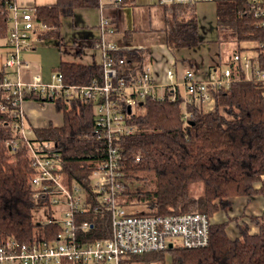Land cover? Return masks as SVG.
<instances>
[{"label": "trees", "instance_id": "trees-1", "mask_svg": "<svg viewBox=\"0 0 264 264\" xmlns=\"http://www.w3.org/2000/svg\"><path fill=\"white\" fill-rule=\"evenodd\" d=\"M252 0H214L217 41L233 43L235 49L244 41H264V26L246 12ZM7 2L0 0V38L8 35ZM98 0H56L37 6L38 19L47 26L39 33L45 38L60 37L62 16H71L76 8L96 7ZM198 4H170L165 9L164 41L172 48L200 45ZM116 28V25H115ZM128 31L124 33L126 36ZM132 65L144 68L150 58L148 47L129 48L115 53ZM264 58V55L260 56ZM264 60V59H262ZM68 84L88 85L102 81L103 69L97 63L62 61L57 69ZM147 97L129 116L136 129L122 138V167L125 187L119 195L124 206L144 205L145 214H179L202 212L212 216L228 212L235 197L250 198L264 194V87L244 77L229 87L213 93V108L197 104L184 105L183 96L170 100ZM42 102L38 93L27 100ZM55 109L63 113L61 125L48 123L34 128L32 140L52 142L58 153L63 177L79 181L89 188V176L104 156L105 144L92 138L95 111L92 102L80 98L54 100ZM187 118H184V115ZM7 113L0 111V236H14L19 241L47 238L59 230L56 225L35 223L32 210L31 177L34 174L25 147L9 153L5 142L16 136ZM140 154V160L135 155ZM90 215H79L78 221ZM258 230L250 232L249 221H237L240 236L231 237L228 218L210 226L206 247L168 248L131 257L143 264H264V213L250 214ZM101 228L89 238L109 233L108 216H98Z\"/></svg>", "mask_w": 264, "mask_h": 264}, {"label": "built area", "instance_id": "built-area-1", "mask_svg": "<svg viewBox=\"0 0 264 264\" xmlns=\"http://www.w3.org/2000/svg\"><path fill=\"white\" fill-rule=\"evenodd\" d=\"M7 10L8 51L0 62V111L7 113L8 124L16 132L5 144L9 153L25 147L34 174L31 177L33 199L36 206L53 208L54 216L48 222L59 230L47 238L19 241L14 236H0V264H124L131 257L165 251L173 247L195 249L206 247L210 241L211 216L202 212L179 214H145L130 212L119 203V195L125 187L122 167V138L130 136L136 127L129 116L147 98L164 99L168 92L174 102L178 92L184 105L197 104L206 107L214 103L213 93L218 88L229 87L242 77L260 82L264 87V41L257 40L256 54H243L242 48L230 53L228 65L210 68L207 75L198 78L193 70H187L183 80H174V68L166 70V84H158L149 66L134 71L132 65L116 52L133 48L106 39L115 31L112 19L104 12L126 5L127 0H98L103 11L100 20V37L93 46L100 50L103 69L102 81L91 84H68L60 71L50 79L30 72L31 63L23 54L33 50L46 29L38 19L37 6H22L15 0H5ZM214 0H157L161 6L170 4H199ZM246 12L252 13L264 26V0H252ZM161 88V89H160ZM181 88L183 90H181ZM38 93L42 102L80 98L95 106L92 138L105 144L104 156L94 166L89 176V188L79 181L63 177L60 156L52 152V142L32 140L34 128L25 114L27 96ZM131 113H129V110ZM187 118V115H184ZM140 160L141 155H135ZM89 218L78 221L79 215ZM98 216H108L110 230L103 237L89 238L95 228H101Z\"/></svg>", "mask_w": 264, "mask_h": 264}, {"label": "crops", "instance_id": "crops-1", "mask_svg": "<svg viewBox=\"0 0 264 264\" xmlns=\"http://www.w3.org/2000/svg\"><path fill=\"white\" fill-rule=\"evenodd\" d=\"M15 1L22 6H41L42 4H53L56 2V0ZM104 13L116 25L114 33L105 35L106 39L117 41L127 47L149 48L150 58L146 66L150 67L154 80L158 84H166L169 82L166 78V70L170 67L174 68V80L181 83L183 75L188 69L193 70L198 78H203L207 75V71L210 68L228 65L230 53L228 59L222 62V49H220L217 41L216 10L214 21L207 19L206 16H201L203 17L201 18L198 15L199 36H201L200 45L172 49L164 41V28L166 25L164 22V9L163 6L157 3V0H127L125 6L114 10L107 9ZM102 15L103 11L96 6L76 8L72 11L71 16H62L60 22V37L58 39L45 38L48 40L54 39L55 45L48 42L39 48V43H42V39L40 42H37L33 50L24 53L30 56L36 52H40L43 55L46 50L48 55L45 64L43 63L39 67L29 62L31 63V68L30 72H26V77H30L31 74L36 73L44 81L48 80L52 73L58 71L57 69L62 61H76L85 65L97 63L100 65L102 54H100V50L93 46V43L101 34L99 25ZM127 31L128 34L125 36L124 33ZM7 51L8 44L6 35L0 38V62L4 59ZM52 104L45 105L44 102L28 99L25 104V114H27V119L30 124L35 127H43L48 123L61 125L63 122V113L57 112L54 103ZM253 197L237 196L233 200V204H236L237 200L239 201L241 199L242 203H245L243 204L244 210L242 212L244 211L246 214L251 213L254 215L263 214L264 207L259 211L246 212V208ZM232 207L226 213L232 212V216H228V218L236 216L237 214L233 212ZM217 213L215 215H219ZM213 217L214 215L211 217L213 223L221 222V217L215 219ZM255 228L254 225H251L250 232H256L258 229L255 230ZM230 236L236 238L240 236V232Z\"/></svg>", "mask_w": 264, "mask_h": 264}, {"label": "rangeland", "instance_id": "rangeland-1", "mask_svg": "<svg viewBox=\"0 0 264 264\" xmlns=\"http://www.w3.org/2000/svg\"><path fill=\"white\" fill-rule=\"evenodd\" d=\"M198 7V15L201 16H206L207 19L214 21L215 18V3L213 2H207V3H199L197 5ZM164 9V8H163ZM164 15H165V9H164ZM203 18V17H201ZM207 21V20H206ZM53 43L55 45L54 39H44L42 41V43H39V48L43 47L44 44L46 43ZM219 43V42H218ZM220 49H222V62L226 61L228 59V55L229 53H231L234 50V44L232 43H219ZM256 46V42L255 41H244L243 43L240 44V48H242V53L253 56L256 54V50L255 47ZM23 57L25 58V60H27L28 62H32L34 63V65L36 67H39V65H42L43 63L45 64V61H47L48 59V55H47V51L45 50L44 54L42 55V53L40 52H36L33 55H26L24 54ZM181 90H183L181 88ZM46 104H52V102L50 101H46ZM53 107V104H52ZM213 107L212 105L207 106V108H211ZM206 108V107H205ZM61 116V115H60ZM253 199L252 201L248 204V207L246 208V212H255V211H259L261 210V208L264 207V194H256L253 195ZM244 201V200H243ZM245 203H242V200L240 199L239 201L237 200L236 204H233L232 210L233 212L237 213L236 216L230 217V218H234L237 219L236 221H249L248 216H250V214H246L244 211L242 212V210H244V205ZM126 208L128 210H130V212H145L147 209L145 208L144 205H129L126 206ZM53 208H49L47 206H36L34 207V209L32 210V214H33V221L37 224V223H43V222H48L51 220V218L54 216V212H53ZM242 212V213H239ZM219 215H214V219L215 218H219L221 217V222L226 220L228 218V216H232V212L230 211L228 214H226V212L222 211V212H218ZM217 213V214H218ZM212 215V216H213ZM211 216V217H212ZM236 221H232L231 224L228 226L227 231L228 234L233 235L236 234L237 232H239V229L237 227V222ZM250 231H251V225H254L256 228L255 230H257V226L255 225L254 222H250ZM124 264H128L127 262H125ZM130 264H143L141 262H136V261H132V263ZM155 264V263H153ZM165 264H169V261L167 260V262H165Z\"/></svg>", "mask_w": 264, "mask_h": 264}, {"label": "water", "instance_id": "water-1", "mask_svg": "<svg viewBox=\"0 0 264 264\" xmlns=\"http://www.w3.org/2000/svg\"><path fill=\"white\" fill-rule=\"evenodd\" d=\"M129 110V113H131V110L130 109H128Z\"/></svg>", "mask_w": 264, "mask_h": 264}]
</instances>
